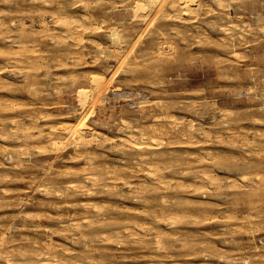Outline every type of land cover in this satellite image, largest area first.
I'll use <instances>...</instances> for the list:
<instances>
[{
  "label": "rangeland",
  "instance_id": "374dc122",
  "mask_svg": "<svg viewBox=\"0 0 264 264\" xmlns=\"http://www.w3.org/2000/svg\"><path fill=\"white\" fill-rule=\"evenodd\" d=\"M173 1L0 0V236L28 251L14 259L37 264L50 240L70 262L264 264V0ZM60 125L90 132L88 146L54 149ZM136 128L142 151L127 140Z\"/></svg>",
  "mask_w": 264,
  "mask_h": 264
},
{
  "label": "bare ground",
  "instance_id": "6f19581e",
  "mask_svg": "<svg viewBox=\"0 0 264 264\" xmlns=\"http://www.w3.org/2000/svg\"><path fill=\"white\" fill-rule=\"evenodd\" d=\"M166 1L167 0H139V3H141V4H143V5H145L146 7H148V8H151V9H158V8H162L161 6H163V4H165L166 3ZM173 1V0H172ZM218 1V0H217ZM222 1V0H221ZM83 2V1H82ZM81 2V3H82ZM177 2V0H175V1H173V2H171V7L172 8H174V7H176V3ZM186 2H188V1H186ZM219 2V1H218ZM47 3V2H46ZM84 3H88V2H84ZM83 5V4H82ZM88 5H89V3H88ZM68 7V6H67ZM187 7H189V6H187ZM186 7V9H188ZM164 8V7H163ZM161 13V12H160ZM87 14V13H86ZM52 15H54V14H52ZM84 15V14H83ZM54 17V16H53ZM73 17V16H72ZM77 17V16H76ZM85 16H83V18H84ZM89 17V16H88ZM43 19V18H42ZM72 19V18H71ZM81 19V18H80ZM87 19V18H86ZM258 19V18H257ZM53 20V19H52ZM55 20H57V19H55ZM60 20H62L61 18H60ZM74 20V19H73ZM83 20V19H82ZM45 21V20H44ZM58 21V20H57ZM84 21V20H83ZM47 22V21H46ZM58 22H60V21H58ZM81 22V21H80ZM80 22H78V24L80 23ZM40 23H42V22H40ZM73 23V22H72ZM77 23V22H76ZM82 23V22H81ZM45 23H43L42 24V27H43V25H44ZM53 24H55V23H53ZM65 26H66V29H67V31H69V33L70 32H74V31H79L80 29H82L83 28V30H84V26L83 25H81V24H71V21L69 22V21H67V20H65V22L63 23ZM85 24V23H84ZM4 25H6V23L4 24ZM56 25H57V23H56ZM88 25V24H87ZM87 25H86V27H85V30L87 29ZM46 27V26H45ZM45 27H44V29H43V31L45 30ZM54 27V26H53ZM88 28H91L90 27V25H88ZM48 29V28H47ZM63 29V28H62ZM8 30H9V28H8ZM50 31V30H49ZM81 31V30H80ZM120 31V30H119ZM234 31V30H233ZM82 32V31H81ZM4 33H6V32H4ZM17 33V32H16ZM25 33V32H24ZM23 33V34H24ZM45 33V32H44ZM79 33V32H78ZM27 34V33H26ZM34 34V33H33ZM80 34V33H79ZM109 34V37H110V39H111V41L112 42H116L117 40H118V33L116 32V30H114V29H112L111 31H110V33H108ZM13 35V34H12ZM21 35V34H20ZM20 35H17V36H20ZM77 35V34H76ZM81 35V34H80ZM83 35V34H82ZM234 35V34H233ZM7 36V35H6ZM78 36V35H77ZM80 37V36H79ZM7 38V37H6ZM18 39V38H17ZM27 39H29V38H27ZM15 40V39H14ZM22 40V39H21ZM10 41H11V39H10ZM9 41V42H10ZM6 42V41H5ZM8 42V43H9ZM13 42V41H12ZM18 42V41H17ZM19 42H20V40H19ZM21 43V42H20ZM19 43V44H20ZM11 44V43H10ZM24 43L22 42V45H23ZM17 45H18V43H17ZM30 47V46H29ZM31 48H32V46H31ZM16 49V48H15ZM33 49V48H32ZM2 49H0V51H1ZM36 50V49H35ZM3 51H4V49H3ZM10 52V51H9ZM19 51H17V53H18ZM31 52V51H30ZM34 52V51H33ZM37 52V51H36ZM1 53H2V51H1ZM21 53H23L22 51H21ZM9 54V53H8ZM65 54V53H64ZM42 56V55H41ZM40 56V57H41ZM42 58V57H41ZM7 60H9L10 58L8 57V58H6ZM23 59V58H22ZM6 60V61H7ZM20 59H18V61H19ZM5 61V60H4ZM15 61V60H14ZM22 61V60H21ZM39 61V60H38ZM62 62V61H61ZM60 63V62H59ZM61 65V64H60ZM26 67V66H25ZM15 68V67H14ZM17 69V68H16ZM25 69V68H24ZM29 69V68H28ZM23 70V69H22ZM25 71V70H24ZM26 72V71H25ZM9 73V72H8ZM27 74V73H26ZM30 73H28V75H29ZM23 75V74H22ZM17 76V75H16ZM23 77H25V75L23 76ZM27 78H29V77H27ZM23 80H25V79H23ZM44 83V82H43ZM39 88V87H38ZM39 90V89H38ZM37 91V90H36ZM21 101V100H20ZM131 103H132V101H131ZM3 105V104H2ZM9 105V104H8ZM41 105V104H40ZM10 106H11V104H10ZM34 107V106H33ZM43 107V106H42ZM141 108V107H140ZM49 113V112H48ZM60 114V113H59ZM41 115V114H40ZM44 115V114H43ZM55 117V116H54ZM143 117V116H142ZM160 117L161 116H159V118H157V117H155L154 119H160ZM169 117H172V116H169ZM173 118V117H172ZM30 119V118H29ZM38 119V118H37ZM163 119V118H162ZM226 119V118H225ZM16 120V119H15ZM12 122H13V119H12ZM55 122V121H54ZM122 122H124V121H122ZM125 122H127V124H129L130 126H131V124L130 123H128V121H125ZM124 122V123H125ZM13 123H15V121L13 122ZM25 123V122H24ZM24 123H22V124H24ZM33 123V122H32ZM38 123V122H37ZM51 123V122H50ZM16 124H17V121H16ZM20 124V123H19ZM19 124H18V126H19ZM28 124H30V123H28ZM61 124V123H60ZM121 124H123V123H121ZM151 124H152V122H151ZM15 125V124H14ZM58 125V124H57ZM174 125V124H173ZM172 125V126H173ZM179 125V124H178ZM190 125H192V124H190ZM194 125V124H193ZM32 126V125H31ZM30 125H29V127H27V122H26V127H25V129H23V128H21L22 130H26V128H30L31 127ZM36 126V125H35ZM55 127H56V125H54ZM54 126H52V125H50L49 126V128L48 129H50V131L51 132H53V131H55V129L56 128H54ZM61 126V125H60ZM63 126H65V128L63 127ZM63 126H61L62 128L60 129V127L57 129L58 130V132L57 133H55L54 135H52L51 133V137H49L50 138V143L52 144V147L54 148V149H59V148H64V146H66V143H68L69 141L71 142V141H73L74 142V144H72V146L73 145H75V149L76 150H78V151H74V152H79V149H78V146L80 145V144H86L87 142H89L88 141V137L90 136V132L89 133H87V132H84V130L82 129V130H78L79 128H77V126H74V127H72V128H69V127H66V125H63ZM123 126H124V124H123ZM122 126V127H123ZM141 126V125H140ZM153 127H154V125H152ZM177 126V125H176ZM20 127H22V125L20 126ZM24 127V126H23ZM32 127H34V126H32ZM31 127V128H32ZM121 127V128H122ZM125 127H126V125H125ZM16 128V127H15ZM34 128H36V127H34ZM33 128V129H34ZM41 128V127H40ZM68 128V129H67ZM120 128V129H121ZM124 128V127H123ZM141 128V127H140ZM191 128V127H190ZM32 129V130H33ZM42 129H43V127H42ZM133 129H135L134 127H133ZM137 129V128H136ZM193 129V128H192ZM191 129V130H192ZM13 130V129H12ZM30 130V129H29ZM47 130V129H46ZM130 130H132V129H130ZM173 130V129H172ZM190 130V129H189ZM19 131V130H18ZM40 131V130H39ZM128 131V130H127ZM40 132H42V131H40ZM39 132V133H40ZM188 132H190V131H188ZM21 133H22V131H21ZM35 133V132H34ZM37 133V132H36ZM181 133V132H180ZM49 134V133H48ZM128 134V137H127V140L129 141V142H133L134 143V146L135 147H137L138 149H141V151H142V149L144 148L145 149V147H143V144L145 143L143 140L145 139V137H146V131L143 129V130H138L137 129V131L136 130H133V131H129V133H127ZM149 134V133H148ZM147 134V135H148ZM162 134V133H161ZM167 134V133H166ZM20 135H22V134H20ZM36 135H38V133L36 134ZM124 135H126V134H124ZM135 135H137L138 137H137V140L135 139ZM46 136V135H45ZM99 136V135H98ZM19 137V136H18ZM94 137V136H93ZM114 137V136H113ZM126 137V136H125ZM2 138V137H1ZM20 138V137H19ZM24 138V137H23ZM48 138V139H49ZM99 138V137H98ZM103 138V137H102ZM101 138V139H102ZM108 138V137H107ZM122 138H124V136L122 137ZM151 138V137H150ZM155 139H156V137H154ZM161 138V137H160ZM44 139H47V138H44ZM97 139V138H96ZM101 139H99V140H101ZM158 140H159V137L157 138ZM156 139V140H157ZM17 140V139H16ZM104 140V139H103ZM108 141H109V139H107ZM118 140H122V141H124V139H118ZM146 140V139H145ZM157 140V141H158ZM164 140H166V139H164ZM49 141V140H48ZM90 141H91V139H90ZM93 141V140H92ZM111 141V140H110ZM115 141V140H114ZM127 141V142H128ZM148 141V140H147ZM160 141V140H159ZM248 141V140H247ZM44 142V141H43ZM43 142H41V143H43ZM103 142V141H102ZM124 142H126V140L124 141ZM126 142V143H127ZM128 142V143H129ZM151 142V141H150ZM45 143V142H44ZM113 143V142H112ZM112 143H110V144H112ZM98 144H99V142H98ZM116 144V142L115 143H113V146ZM148 145H150L149 143H147ZM155 144H157V143H155L154 142V146H155ZM166 144H168L167 142H166ZM39 145V144H38ZM37 145V146H38ZM117 145V144H116ZM128 145V144H127ZM152 145V144H151ZM36 146V145H35ZM70 146V145H69ZM68 145H67V147H69ZM86 146H88L87 144H86ZM120 146H121V143H120ZM169 146V145H168ZM174 146V145H173ZM110 147H111V145H110ZM117 147V146H116ZM120 148H122V147H120ZM124 148V147H123ZM136 148V149H137ZM151 148V147H150ZM153 148V147H152ZM155 148V147H154ZM91 149V148H90ZM113 149V148H112ZM119 149V148H118ZM126 150V149H125ZM130 150V149H129ZM82 151V150H81ZM80 151V152H81ZM87 151V150H86ZM89 151V153H90V150H88ZM119 151V150H118ZM122 151V150H121ZM128 151V150H127ZM145 150H143V152H144ZM150 151V150H149ZM148 151V152H149ZM13 152V151H12ZM79 152V153H80ZM124 152V151H123ZM139 152H140V150H139ZM142 152V153H143ZM14 153V152H13ZM16 153V152H15ZM88 152H86L85 154H87ZM97 153V152H96ZM122 153V152H121ZM128 153V152H127ZM145 153V155L147 154L146 152H144ZM152 153V152H151ZM200 153V152H199ZM83 154V153H82ZM123 155H124V153H122ZM8 155V154H7ZM18 155V154H17ZM21 155V154H20ZM19 155V156H20ZM78 155V154H77ZM91 155V154H90ZM137 155V154H136ZM144 155V154H143ZM202 155V154H201ZM82 155L80 154L79 155V157H81ZM95 156V155H94ZM10 157L11 156H9V159H10ZM77 157V156H76ZM76 157L74 158V159H76ZM84 157V156H83ZM86 157V156H85ZM145 157V156H144ZM143 157V158H144ZM149 157V156H148ZM154 157V156H153ZM104 158V157H103ZM133 158V157H132ZM139 158V157H138ZM150 158V157H149ZM78 159H80V158H78ZM145 159V158H144ZM148 159V158H147ZM18 160V159H17ZM91 160V159H90ZM89 160V161H90ZM141 160H143L142 158H141ZM141 160H140V162H141ZM150 160V159H149ZM155 160V159H154ZM92 161V160H91ZM96 161V160H95ZM124 161V160H123ZM146 160H144V162H145ZM156 161H158V159L156 160ZM9 162V161H8ZM103 162H105L104 160H103ZM103 162H101L102 163V165L103 164H105V163H103ZM139 161H138V163H140ZM90 163H93V162H90ZM108 163H109V161H108ZM136 163V162H135ZM141 163H143V162H141ZM89 164V163H88ZM121 164V163H120ZM122 164H125V163H122ZM31 165V164H30ZM92 165V164H91ZM90 165V167H92ZM106 165V164H105ZM113 165V164H112ZM255 165V164H254ZM38 166V165H37ZM108 166V165H107ZM106 166V167H107ZM110 166V165H109ZM117 166V165H116ZM123 166V165H122ZM153 166H154V164H153ZM152 166V169H153V172H155L154 171V168L155 167H158L157 165L155 166V167H153ZM6 167V166H5ZM115 167V166H114ZM118 167V166H117ZM120 167H121V165H120ZM124 167V166H123ZM127 168H128V166H126ZM108 168V167H107ZM116 168V167H115ZM122 168V167H121ZM139 168V167H138ZM110 169V168H109ZM119 169V168H118ZM122 169H126L125 167L124 168H122ZM130 169V168H129ZM132 169V168H131ZM157 168H155V170H156ZM102 170V169H101ZM101 170H100V173H101ZM134 170H136V169H134ZM158 170H159V168H158ZM202 170H204V169H202ZM46 171V170H45ZM140 171V170H139ZM138 170H137V172H139ZM150 171H152V170H150ZM167 171V170H166ZM176 171V170H175ZM187 171V170H186ZM73 172V171H72ZM85 173L87 172V171H84ZM84 172H82V173H84ZM114 172V173H113ZM112 173H113V175L114 176H116V174H117V176H120V175H118V173H116L115 174V171H113ZM116 172H118V171H116ZM161 172V171H160ZM163 172V171H162ZM203 172V171H202ZM76 173V172H75ZM100 173H98V174H100ZM112 173H110L111 175H112ZM132 173V172H131ZM141 173V172H140ZM143 173V172H142ZM145 173V172H144ZM150 173V172H149ZM148 173V175L150 176L151 174H152V172H151V174H149ZM156 173V172H155ZM200 173V172H199ZM204 173V172H203ZM206 173V172H205ZM204 173V175H205V177L207 178V177H211V176H213V175H210V173H208L209 175H206ZM249 173V172H248ZM86 174H89V173H86ZM93 174V173H92ZM97 174V175H98ZM108 174V173H107ZM106 174V175H107ZM110 174H108V176L110 175ZM145 174H147V170H146V173ZM163 174V173H162ZM96 175V176H97ZM124 175H126V174H124ZM142 175V174H141ZM200 175V174H199ZM202 175V174H201ZM246 175V174H245ZM93 176V175H92ZM96 176H94V179L95 178H97ZM100 176H102V175H100ZM123 176V175H122ZM149 176H146L145 175V177H149ZM203 176V175H202ZM242 176V175H241ZM87 177V176H86ZM89 177V176H88ZM87 177V178H88ZM125 177V176H124ZM138 177H139V175H138ZM152 177H154V174H153V176ZM164 177V176H163ZM162 177V178H163ZM174 177V176H173ZM204 177V178H205ZM89 178H91V176L89 177ZM88 178V179H89ZM101 178H103V177H101ZM130 178V177H129ZM159 178H161V177H159ZM158 178V176L157 177H154V179H155V183L156 182H161V181H157V179H159ZM166 178L167 177H165V179H164V181H166ZM245 178H248V177H245L244 175L242 176V179L241 180H243V181H246L245 180ZM94 179H92V181L94 180ZM113 179V178H112ZM114 179H115V177H114ZM119 179V178H118ZM124 180H125V178H123ZM146 178H144V180H145ZM167 179H170V178H167ZM214 179H215V177H214ZM249 179V178H248ZM97 180V179H96ZM96 180H94V181H96ZM117 180V179H116ZM124 180H120L122 183H123V181ZM128 180V179H127ZM151 181H153L152 179H150ZM149 180V181H150ZM160 180V179H159ZM162 180V179H161ZM172 180V179H171ZM180 180V179H179ZM208 180H210V178L208 179ZM213 179H211V181H212ZM108 181V180H107ZM110 181V180H109ZM138 181V180H137ZM163 181V180H162ZM173 182H174V180H172ZM171 181V182H172ZM176 181V180H175ZM49 182V181H48ZM112 182V181H111ZM114 182H115V180H114ZM117 183L119 182V180L118 181H116ZM125 182V181H124ZM134 182V181H133ZM145 182H146V184H147V181L145 180ZM168 182V181H167ZM166 182V183H167ZM172 182V183H173ZM180 182V181H179ZM184 182V180L183 181H181V183L183 184V186H185V185H187L186 183H183ZM215 182V181H214ZM228 182V181H227ZM93 183V182H92ZM126 183H131V182H126ZM139 184L141 183L140 181L138 182ZM143 183V182H142ZM148 183H150V182H148ZM155 183H153V184H155ZM158 183V185H156V187H155V185L153 186L152 184V187H155V188H157V187H160L159 184ZM165 183V182H164ZM164 183H162V185L161 186H163L164 187ZM169 183L170 182H168L167 184H168V186H169ZM189 183V182H188ZM116 184V183H115ZM157 184V183H156ZM164 184V185H163ZM174 184H176L175 182H174ZM185 184V185H184ZM228 184V183H227ZM48 185V184H47ZM92 185H94V183L92 184ZM112 185V184H111ZM125 186H126V184H124ZM128 185V184H127ZM135 185V184H134ZM134 185H129V188H131L132 186H134ZM151 185H149V186H151ZM173 185V184H172ZM179 185V184H178ZM181 185V184H180ZM190 184H188V186H189ZM194 185V184H193ZM230 185V184H229ZM73 186V185H72ZM85 186V185H84ZM83 186V187H84ZM106 186H109V184H107ZM115 187H116V185H114ZM113 186V187H114ZM138 186H140V185H138ZM143 186H144V184H143ZM146 186V185H145ZM149 186H148V188H149ZM166 186V185H165ZM191 187H192V185H190ZM194 186H196V185H194ZM103 187H105V186H103ZM112 186H111V189L113 188ZM114 187V188H115ZM178 187V186H177ZM182 187V186H181ZM232 187V186H231ZM43 188V187H42ZM81 188V187H80ZM93 188V187H92ZM126 188V187H125ZM128 188V189H129ZM139 188H142V187H139ZM138 188V189H139ZM144 188V190H145V188L146 187H143ZM166 188V187H165ZM168 188H170V187H168ZM175 188H176V186H175ZM179 188V187H178ZM196 188V187H195ZM211 188V187H210ZM73 189V188H72ZM82 189H84V188H82ZM81 189V190H82ZM106 189V188H105ZM108 189H110V188H108ZM136 189V188H135ZM147 189V188H146ZM158 189V188H157ZM198 189V188H197ZM78 190V189H77ZM115 189H113V191L112 190H110L111 192V194H112V192L114 193V192H116V191H114ZM126 190V189H125ZM141 190V189H140ZM144 190L142 189L141 191L142 192H144ZM156 190V189H155ZM155 190H154V192H155ZM162 190V189H161ZM165 190V189H164ZM163 190V191H164ZM167 190V189H166ZM173 190V189H172ZM176 190V189H175ZM212 190V189H211ZM58 191V190H57ZM90 190H88V192H89ZM105 191V190H104ZM108 191V190H107ZM106 191V192H107ZM129 191V190H128ZM139 191V190H138ZM148 191V190H147ZM151 191H153V190H151ZM151 191H149V192H151ZM160 191V190H159ZM158 191V192H159ZM169 191V190H168ZM182 191V190H181ZM41 192V191H40ZM87 192V193H88ZM93 192V191H92ZM122 192V191H121ZM172 192H174V191H172ZM172 192H170V193H172ZM56 193V192H55ZM61 193V192H60ZM60 193H57V195L58 194H60ZM101 193H102V191H101ZM101 193H99V195L101 194ZM107 193H109V192H107ZM118 193H120V191H118ZM118 193H116V194H118ZM148 193V192H147ZM147 193H146V195H147ZM152 193V192H151ZM157 193V192H156ZM42 194H44V193H42ZM88 194H90V193H88ZM92 194V193H91ZM93 194H94V192H93ZM111 194H110V196H111ZM115 194V195H116ZM123 193H121V195H122ZM125 194V193H124ZM131 194H132V192H131ZM130 194V195H131ZM137 194H139L140 195V193H137ZM136 194V197H138L139 195H137ZM167 194V193H166ZM173 194V193H172ZM171 194V195H172ZM175 194H177V193H175ZM61 195V194H60ZM105 195V194H104ZM107 195V194H106ZM105 195V196H106ZM115 195H113V198H114V196ZM120 195V196H121ZM129 195V196H130ZM134 195V194H133ZM152 195V194H151ZM150 195V196H151ZM158 195H160V194H158ZM164 195H165V192H164ZM170 195V194H169ZM170 195V196H171ZM225 195V194H224ZM87 196H89V195H87ZM109 196V195H108ZM118 196H119V194H118ZM123 196V195H122ZM141 196V195H140ZM140 196H139V198H140ZM148 196V195H147ZM112 197V196H111ZM134 197H135V195H134ZM143 197V196H142ZM142 197L140 198V199H142ZM160 198H161V196H159ZM162 197H164V196H162ZM221 197V196H220ZM122 198V197H121ZM150 198V197H149ZM148 198V199H149ZM153 198V197H152ZM158 198V197H157ZM166 198L168 199V197H165V199H163L160 203H164L163 201L165 200V203L168 201H166ZM171 198V197H170ZM169 198V199H170ZM174 198V197H173ZM84 199V198H83ZM109 199V198H108ZM134 199V198H133ZM139 199V200H140ZM147 199V201L148 202H144L143 200H144V198H143V202L144 203H150L149 201L150 200H148ZM154 199V198H153ZM156 199V198H155ZM203 199V198H202ZM136 200V199H135ZM172 200V199H171ZM176 200H177V197H176ZM187 200V199H186ZM102 201V200H101ZM141 201V202H142ZM159 201V200H158ZM155 202V201H154ZM84 203V202H83ZM83 203H81V204H83ZM88 203V202H87ZM92 203V205H93V202H90L89 204H91ZM178 203V202H177ZM192 202H190V204H191ZM221 203V202H220ZM54 204V203H53ZM140 204H142V203H140ZM151 204H152V202H151ZM159 204V203H158ZM167 204V203H166ZM189 204V203H188ZM161 205V204H160ZM164 205V204H163ZM173 205H174V203H173ZM89 206V205H88ZM94 206H96L95 204H94ZM151 206H154V205H151ZM169 206H170V204H169ZM172 206V205H171ZM53 207V206H52ZM97 207V206H96ZM99 207V206H98ZM258 207V206H257ZM133 208V207H132ZM149 208V207H148ZM147 208V209H148ZM96 208L94 207L93 208V210L94 211H97V212H99L100 211V209L98 208V210L96 209ZM101 211H102V209H101ZM117 212V211H116ZM143 212H145V211H143ZM146 213H147V211H146ZM73 214V213H72ZM132 214V213H131ZM154 214V216H155V213H153ZM193 215V214H192ZM153 216V215H152ZM157 216V215H156ZM162 216V215H161ZM171 216V215H170ZM130 217V216H129ZM148 217V216H147ZM245 217V216H244ZM149 218V217H148ZM156 218V217H155ZM167 218H168V216H167ZM96 219V218H95ZM158 219H159V217H158ZM160 219H162V218H160ZM174 219V218H173ZM170 220V219H169ZM72 222V221H71ZM77 222V221H76ZM75 222V223H76ZM84 222H86V221H84ZM136 222V221H135ZM164 222H166V221H164ZM174 222V221H173ZM98 223V222H97ZM134 224V223H133ZM137 224V223H136ZM168 224H169V222H168ZM72 225H77V224H72ZM139 225V224H138ZM142 225V224H141ZM140 225V226H141ZM165 225V224H164ZM172 224H170V226H171ZM176 225V224H175ZM174 225V226H175ZM167 226V225H166ZM142 227V226H141ZM141 227H139V228H141ZM145 227V226H144ZM143 227V228H144ZM146 227H148L149 228V226H146ZM40 228V227H39ZM132 228V227H131ZM152 228V227H151ZM49 229V228H48ZM115 229V228H114ZM118 228H116V230H117ZM127 229V228H126ZM126 229H124L125 231H126ZM128 229H129V226H128ZM134 229V228H133ZM153 229H154V227H153ZM165 229V228H164ZM174 229V228H173ZM176 229H178V228H176ZM119 230V229H118ZM136 230V229H135ZM141 230H143V229H141ZM144 230H146V229H144ZM66 231L67 230H65V233H66ZM96 231H98V230H96ZM100 231V230H99ZM124 231V232H125ZM127 231H129V230H127ZM131 231V230H130ZM134 231V230H133ZM139 231V230H138ZM149 231H150V229H149ZM165 231V230H164ZM183 231V230H182ZM63 232V231H62ZM111 232H112V229H111ZM116 232V231H115ZM148 232V231H147ZM147 232H145V233H147ZM157 232V231H156ZM160 232V231H159ZM31 233V232H30ZM103 233V232H102ZM109 233V232H108ZM113 233V232H112ZM111 233V234H112ZM127 233V232H126ZM135 233L137 234L138 232H136L135 231ZM142 233H143V236H145V235H147V234H144V231H142ZM150 233V232H149ZM181 233V232H180ZM33 234V233H32ZM101 234V233H100ZM106 235V233H103V236H105ZM110 234V233H109ZM109 234H108V237L110 238V239H112V237H111V235L109 236ZM118 234V232H116V235ZM130 234V233H129ZM135 234V235H136ZM141 234V233H140ZM164 233H162L161 234V236L163 235ZM168 234V233H167ZM127 235H128V233H127ZM142 235V234H141ZM29 236H31V235H29ZM51 236V235H50ZM98 236V235H97ZM107 236V235H106ZM140 235H139V233H138V236H137V238L139 237ZM1 238H0V250L1 251H4L3 253H4V264H26V263H24V261H19V259L18 260H16V259H14V256L17 258L18 256H16L15 254L16 253H19V251L21 250V252H22V254H23V252H26V251H24V248H23V250L21 249V248H12V249H8V248H6L5 247V245H4V247H2V244H6V242L4 241V243H2L3 242V239H4V237L2 238V236H0ZM26 237V236H25ZM117 237H118V235H117ZM117 237H115V238H117ZM142 237V236H141ZM158 237V236H157ZM163 237V236H162ZM14 238V237H13ZM27 238H28V235H27ZM104 238V237H103ZM106 238V237H105ZM109 238H107L106 240H109ZM134 238H136V236L134 237ZM159 238V237H158ZM157 238V243H158V239ZM20 239V238H19ZM35 239V238H34ZM38 239V238H37ZM48 239H49V237H48ZM51 239V238H50ZM140 239V238H139ZM148 239V238H147ZM156 239V238H155ZM7 240V239H6ZM23 240H24V238H23ZM102 240V239H101ZM113 240H115L114 239V236H113ZM134 240V239H133ZM142 240V239H141ZM141 240H139V242L141 241ZM10 241V240H9ZM15 241H17V239L15 240ZM19 241V240H18ZM37 241V240H36ZM56 241V240H55ZM96 241V240H95ZM134 241H136V240H134ZM143 241V240H142ZM168 241V240H167ZM179 241V240H178ZM42 242V241H41ZM104 242V241H103ZM106 242V241H105ZM144 242V241H143ZM14 243H17V242H14ZM26 243V242H25ZM31 243V242H30ZM60 243V242H59ZM116 243V242H115ZM182 243V242H181ZM187 243V242H186ZM32 244V243H31ZM42 244H43V247L45 248V249H36L34 252H35V257L38 259L37 260V264H92L90 261H85L84 263H82V262H76V261H73V262H70V261H68V260H65L63 257H60V255H58L57 254V252H55V251H52V249L54 248V244H52L51 242H50V240L48 241H43L42 242ZM61 244V243H60ZM161 244V243H160ZM11 245V244H10ZM33 245H35V243H33ZM170 245V244H169ZM186 245V244H185ZM9 246V245H8ZM55 246H57L56 244H55ZM61 246V245H60ZM160 246V245H159ZM183 246V245H182ZM34 247V246H33ZM85 247H86V250L88 249V250H90L89 248H87L88 246L85 244ZM91 247V246H90ZM168 247V246H167ZM58 248V247H57ZM173 248V247H172ZM219 248V247H218ZM26 249V248H25ZM71 249H73V248H71ZM157 249H158V246H157ZM257 249V248H256ZM62 252H64V254H72L73 253V251H74V249L72 250V253H70L71 251L69 250V248H67L66 246L65 247H61V249H60ZM76 251V250H75ZM155 251V250H154ZM28 252V251H27ZM26 252V253H27ZM31 253H32V251H30ZM25 253V254H26ZM75 253V252H74ZM88 253V252H87ZM89 253H91V252H89ZM163 253V252H162ZM169 253V252H168ZM21 253H20V255H22ZM24 254V255H25ZM28 254V253H27ZM33 254V253H32ZM62 254V253H61ZM133 254V253H132ZM2 254H1V252H0V256H1ZM68 255L65 257V258H68ZM91 255V254H90ZM74 256H75V254H74ZM78 256H79V254H78ZM78 256H77V258H76V256H75V259H78ZM87 256V255H86ZM92 256V255H91ZM111 256V255H110ZM1 257H3V256H1ZM25 256H23L22 258H24ZM31 257V256H30ZM70 257V256H69ZM81 257H83V256H81ZM21 258V259H22ZM27 257H25V259H26ZM32 258H34V257H32ZM71 258H72V255H71ZM3 259V258H2ZM2 259H0V261L2 260ZM28 259V258H27ZM26 259V260H27ZM29 260H32L31 258L30 259H28V261ZM34 260V259H33ZM89 260V259H88ZM229 260V259H228ZM84 261V260H83ZM155 261V260H154ZM30 262H33V261H30ZM29 263V262H28ZM151 264V263H150Z\"/></svg>",
  "mask_w": 264,
  "mask_h": 264
}]
</instances>
